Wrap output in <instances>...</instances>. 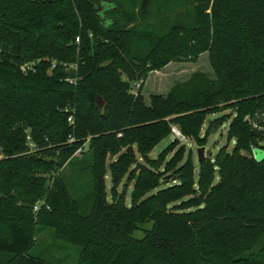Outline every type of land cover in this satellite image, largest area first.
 <instances>
[{"label":"trees","instance_id":"1","mask_svg":"<svg viewBox=\"0 0 264 264\" xmlns=\"http://www.w3.org/2000/svg\"><path fill=\"white\" fill-rule=\"evenodd\" d=\"M143 1L0 0V264H49L45 230L77 264H264V132L245 121L264 112V0ZM205 52L216 80L146 103L152 72ZM225 110L233 149L197 176L185 148L151 158L172 126L203 146Z\"/></svg>","mask_w":264,"mask_h":264},{"label":"rangeland","instance_id":"2","mask_svg":"<svg viewBox=\"0 0 264 264\" xmlns=\"http://www.w3.org/2000/svg\"><path fill=\"white\" fill-rule=\"evenodd\" d=\"M201 73L206 75L211 80L217 79V74L210 62L209 52H205L199 56L195 62H172L160 71L152 72L148 78L144 81L142 87V94L145 97L146 103L150 104V98L153 95L167 96L169 92L179 83H185L195 74ZM137 91V88L135 89ZM234 117L233 110H225L218 114L209 115L206 117L205 124L202 129V137L206 136L208 129L213 121L223 119L224 125L220 128L212 127L211 133L207 138L206 143L203 146L195 141L188 139L185 142H180V145L172 149V144L175 141L173 135L164 139L151 153V158L157 159L160 156L165 158L166 162H170L177 153L181 151V148H185L186 154L184 161L192 157L194 166L196 167V176L199 170V160L197 151L199 148H206V159H214L216 155L225 147L229 151L233 149L234 142L229 143L227 140L228 130L231 121ZM255 158L258 161L264 159V143L262 147H258L254 150ZM172 175H168L171 177ZM108 190L111 187L110 178H107ZM127 190V203L131 204V192L133 191V183H127L124 181L119 191ZM150 228V225H140V231L135 236L143 237V231ZM79 249L74 246H69L61 243H56L50 231H41L38 236V242L32 251L33 256L42 257L49 264H77Z\"/></svg>","mask_w":264,"mask_h":264},{"label":"built area","instance_id":"3","mask_svg":"<svg viewBox=\"0 0 264 264\" xmlns=\"http://www.w3.org/2000/svg\"><path fill=\"white\" fill-rule=\"evenodd\" d=\"M80 42V39H77V43ZM57 67V62H53L52 64V69H55ZM64 67L69 70V69H77V65H68L64 64ZM22 71L25 73H28L30 71L35 70V64L34 63H27L24 64L21 67ZM68 82L70 83H75L77 80L75 79H67ZM137 90L140 88V84L136 85ZM134 94L137 93V91L133 92ZM245 121L251 125L254 129L258 131L264 132V112H257L255 115H249L245 118ZM69 122L72 124L73 123V117L69 118ZM172 134L175 137V139L179 140L180 142H185L187 141V137L183 135V133L180 131V129L177 126H172ZM28 141H30V145L33 147V144L31 142V138L28 137ZM75 139L71 138L69 143H73ZM81 150H79L76 155H80Z\"/></svg>","mask_w":264,"mask_h":264},{"label":"water","instance_id":"4","mask_svg":"<svg viewBox=\"0 0 264 264\" xmlns=\"http://www.w3.org/2000/svg\"><path fill=\"white\" fill-rule=\"evenodd\" d=\"M147 3H148V0L143 1L142 6H143L144 10H146V8H147ZM99 105H100V108L103 107L102 98L99 99ZM205 152H206V148H204V147L198 149L197 154H198L199 163L203 162L206 159Z\"/></svg>","mask_w":264,"mask_h":264}]
</instances>
